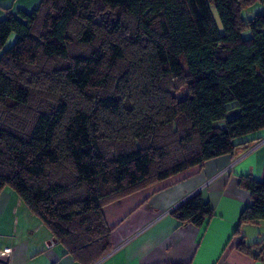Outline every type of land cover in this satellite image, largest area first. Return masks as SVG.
<instances>
[{
	"label": "trees",
	"instance_id": "16d2710c",
	"mask_svg": "<svg viewBox=\"0 0 264 264\" xmlns=\"http://www.w3.org/2000/svg\"><path fill=\"white\" fill-rule=\"evenodd\" d=\"M256 2L41 0L8 11L0 192L12 188L76 261H99L112 248L106 205L260 139L264 14L243 17ZM239 185L251 205L236 234L264 221V178L242 175ZM172 214L201 227L214 209L199 191ZM239 248L264 257V241Z\"/></svg>",
	"mask_w": 264,
	"mask_h": 264
},
{
	"label": "crops",
	"instance_id": "0c3cea01",
	"mask_svg": "<svg viewBox=\"0 0 264 264\" xmlns=\"http://www.w3.org/2000/svg\"><path fill=\"white\" fill-rule=\"evenodd\" d=\"M41 0H0V20L8 11L32 12ZM0 49V54H1ZM260 139L235 156L207 161L132 193L103 208L112 228L111 250L94 264H264L240 250L264 237V221H238L251 205L250 193L239 177L264 178V130ZM203 192L214 214L199 227L183 224L172 211L197 192ZM262 241V240H261ZM4 264H81L68 254L42 219L6 186L0 192V262Z\"/></svg>",
	"mask_w": 264,
	"mask_h": 264
},
{
	"label": "rangeland",
	"instance_id": "374dc122",
	"mask_svg": "<svg viewBox=\"0 0 264 264\" xmlns=\"http://www.w3.org/2000/svg\"><path fill=\"white\" fill-rule=\"evenodd\" d=\"M258 13H262L264 14V4H262L261 2H256L254 3L252 6H249L248 8H245L244 11H243V17L245 19H250L252 17H254L256 14ZM214 15H215V18H216V21H217V24L220 28L221 31H223V26L220 22V19H219V16L217 14V12L214 10ZM15 34H12L10 36V38L8 39V43L6 46H9L11 45L14 40H15ZM251 36V32L249 29L245 30L243 32V37L244 38H249ZM187 94V88H182L178 93H177V97L178 99H182L186 96ZM239 113V110L237 108H234L230 111V116H235ZM264 241V237L262 239H260V241Z\"/></svg>",
	"mask_w": 264,
	"mask_h": 264
},
{
	"label": "built area",
	"instance_id": "2783aa9c",
	"mask_svg": "<svg viewBox=\"0 0 264 264\" xmlns=\"http://www.w3.org/2000/svg\"><path fill=\"white\" fill-rule=\"evenodd\" d=\"M0 264H4V261L0 262Z\"/></svg>",
	"mask_w": 264,
	"mask_h": 264
}]
</instances>
